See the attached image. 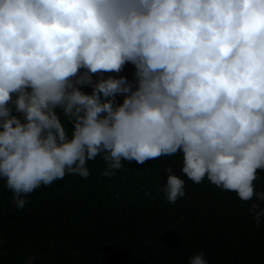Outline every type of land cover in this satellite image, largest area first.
I'll use <instances>...</instances> for the list:
<instances>
[{
	"label": "clouds",
	"instance_id": "1",
	"mask_svg": "<svg viewBox=\"0 0 264 264\" xmlns=\"http://www.w3.org/2000/svg\"><path fill=\"white\" fill-rule=\"evenodd\" d=\"M128 63L135 83L103 76ZM177 153L193 183L264 201V0H0V180L17 208L98 156L110 177ZM167 172L175 204L185 180Z\"/></svg>",
	"mask_w": 264,
	"mask_h": 264
},
{
	"label": "trees",
	"instance_id": "2",
	"mask_svg": "<svg viewBox=\"0 0 264 264\" xmlns=\"http://www.w3.org/2000/svg\"><path fill=\"white\" fill-rule=\"evenodd\" d=\"M103 76L135 83V66ZM182 163L181 153L144 165L122 161L109 177L98 156L87 164L88 177L67 174L42 185L23 209L0 180V264H189L201 253L207 264H264V218L257 223L250 211L264 201H242L206 177L195 184ZM169 167L185 180V196L175 204L163 192ZM254 186L264 191V170Z\"/></svg>",
	"mask_w": 264,
	"mask_h": 264
}]
</instances>
